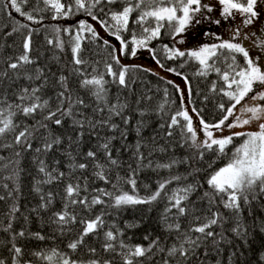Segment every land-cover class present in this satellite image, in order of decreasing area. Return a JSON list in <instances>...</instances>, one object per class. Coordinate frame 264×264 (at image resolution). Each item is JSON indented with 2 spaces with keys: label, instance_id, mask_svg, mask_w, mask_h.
Returning <instances> with one entry per match:
<instances>
[{
  "label": "trees",
  "instance_id": "obj_1",
  "mask_svg": "<svg viewBox=\"0 0 264 264\" xmlns=\"http://www.w3.org/2000/svg\"><path fill=\"white\" fill-rule=\"evenodd\" d=\"M8 2L9 0H0V73L7 72L8 74L7 77H0V97L6 96L9 102L19 103L16 96L21 88H32L44 84L38 95L41 100L48 99L54 109L57 103L56 93L62 90L59 77L63 75L67 77V84L73 97H80L86 104L90 105L86 109H81L85 115L93 119H100L101 117L93 112L96 102L90 91L80 86V82L84 77L78 75L74 70L77 67H82L86 74L95 75L99 72H105V63H113L114 68L118 69L119 66L115 65L110 56L113 48H116L115 42L120 45V42L111 34L115 31V22L111 20L110 10H122L124 6L122 0L114 5L101 4L93 9V13L98 16L99 20L113 25L111 30L101 27L98 21L92 20L91 16L83 10H74V14L68 17L58 16L53 19L54 10L46 8L42 0H39V3L38 0H26V2L18 0L22 11L32 14L38 21L33 22L16 13L10 6L5 8L4 5ZM61 2L68 5L73 0H61ZM37 8L40 11H35ZM101 8L103 11L100 10ZM9 12L11 15H9ZM138 15L139 11L133 12L127 30L120 32L122 38L129 42V50L133 35L142 38L147 35L143 32L144 26H156L155 20L151 18L143 26L140 23H133L132 21H135ZM82 20L92 25L99 38L92 37L86 31L80 33L81 52L79 55L87 63L83 66H77L73 63L72 48L76 42L75 36L78 34L79 22ZM20 25H27V27L20 28L18 32H13V29ZM57 28L60 29L59 32L56 31ZM64 29H68V31H64ZM29 32H31L29 56L34 63L23 65L17 70L9 69L8 64L16 62L17 58L24 54L23 41ZM8 33H12V35H7ZM221 36L225 38L230 35L221 31ZM104 40L109 41L108 46L103 44ZM49 41H52V43H49ZM174 41L171 29L168 28L165 22V27L160 29L159 37L148 43V48L153 50L151 51L152 57L155 55L163 64V68H174L180 73L179 76L187 79L189 100L191 102H189V105L188 102L183 103V110L188 111L195 123L198 121L197 116L209 124L219 121L225 114L220 110L219 105L224 104L227 108L232 102L223 95V91L228 90L225 81L215 70H209L207 75H199L198 73L202 70L201 65L187 56L172 60L167 59L164 46L167 45L169 48H173ZM147 62L152 63L150 57ZM229 63H231V60H226L222 56L217 60L215 67L220 68L221 72H229L231 75L232 71L228 67ZM236 63L238 66H242L243 57L238 56ZM121 64L125 66L134 65L123 64L122 62ZM37 68L43 70L44 75L40 80L29 81L24 78L26 74L35 76V69ZM93 68L97 70V73H93ZM143 69L147 68L141 67L132 70L129 67L130 88H120L116 83L107 85L111 103H115L116 97L119 96L122 101L126 100L129 104L124 112V115L130 118V123L127 126L123 124L120 117H113L112 119V122L119 125L121 130L127 129L126 140L120 138L119 131L111 132L105 127L97 128L95 133H91L85 127L79 145H69L68 137L70 136L72 140H76L79 131V129L69 127L71 124L69 120L65 121L62 128L52 125L55 133L62 136L63 143L48 153L37 154L33 150L24 151L14 143L15 132H9L4 137H0V197H4L0 199V259H4L6 264H12L10 249L13 243L24 250L22 258L24 261H31L32 264H47L46 261L38 260L32 253L39 251L49 253L53 248L61 252H69L67 245L75 240L83 230L84 225L81 221L95 219L97 215H103L104 228L98 235L86 237L84 246L78 249L77 252L71 253L73 258L84 261L96 258L110 260L112 264H123L121 256L117 254L121 251L118 245L115 253L103 250L104 232L108 230L114 232L117 229L121 230L123 236L119 239H123L129 245L147 246L150 240L159 237L161 245L165 248L174 243L179 246L180 241L176 238L178 234L166 232L163 227L161 217L165 208L169 206L164 194L151 205L139 204L121 208L110 207L109 205L113 203L112 199L103 197L107 202L106 204L95 205L88 209L80 204L72 205L68 203L65 187L69 183L73 185L78 183L81 187L79 196L74 197L75 199L87 197L90 201L92 196L98 194L94 191L95 189H105L117 195L120 192L132 194V186L126 183L132 170H137L134 178L137 181L136 194L140 197L151 195L157 190L158 183L163 180L171 179L174 176L186 177V179L168 184L164 191L170 193L172 189L187 184L200 185L190 197L189 206H191L192 201H196L195 207L199 211L195 215L201 217L211 215L207 212V202L198 198L203 195L204 191L209 190L206 183L209 176L229 162L238 144L234 141L226 149V154L218 156L215 151L198 149L193 146L190 134L186 132V121L182 117L177 118L179 120L178 125L169 129L168 124L171 122L172 116L182 110L180 93L173 85L167 83L168 79L166 77L154 71H144ZM105 79L112 81L113 78L105 75ZM180 83L185 86L184 80H180ZM213 85H215L214 89ZM138 100L139 103H137ZM193 109L196 111H193ZM141 112H143V115L140 114ZM103 115L107 117L108 113L105 111ZM14 119L20 125V128L16 130L18 132L25 124L32 125L36 120L42 119V116L37 113L35 119H33L18 114ZM194 122L193 124H195ZM138 124L141 125L139 135L136 131ZM251 126H246L242 130L247 132L251 130ZM41 131L43 132V130ZM169 131L172 133L171 136L167 135ZM220 134L222 137L227 136L228 131L224 132L222 130ZM112 136L116 137L112 141V157L119 162L118 166L109 164L102 150L97 152V161H93L86 156L87 151H97L98 145ZM138 141L142 144L140 152L145 157L143 161L145 166L139 169L137 168L138 160L134 155ZM42 143L43 141L38 137L33 142V149L40 147ZM9 144L12 147L2 146ZM201 151L204 152L203 159L199 158ZM17 152L21 153L19 157L16 156ZM67 152L72 153L75 163H86L88 167L85 170L70 169ZM37 160H44L48 171L58 168L59 171L65 173L64 177L53 183H44L43 181L47 180L48 177L38 171ZM173 160H186V162L174 164L171 168L156 167L158 164H168ZM57 161H59V164L56 163ZM96 162L104 165V172L110 183H105L95 176V172L99 170L95 167ZM149 162H151V166H147ZM9 177L11 178L9 179ZM118 177L121 179H118ZM85 186L87 187L86 191L83 190ZM36 188H39L40 191L37 192ZM49 193L52 196V203L47 208H41L40 205L48 199ZM42 196L44 200L41 199ZM217 202L219 210L226 217H229L224 228L231 229L234 226V218L231 213L223 208L222 204H219V198H217ZM261 202L264 203V199ZM66 203L68 204L67 211L76 217V222L70 223L61 231L60 227L52 222L53 214L64 210ZM14 205L19 209L16 212L12 211ZM213 210H216V208ZM257 215L264 219V213L258 212ZM242 217L245 223L251 226L252 220L248 216L247 210L242 213ZM179 222L182 229L187 230L192 222V217H181ZM9 223H11V229L5 231ZM126 225L138 226L126 227ZM215 230L220 231V228L217 227ZM20 231H24L25 236H16L13 239L14 234ZM37 232L46 238L44 240L32 238L30 234ZM146 235L149 240L144 239ZM225 235L232 240V244H222L223 251L219 255L212 251L209 244V255L206 258L203 255L205 249L201 248L197 250L199 259L192 257L185 262L182 258L177 257L171 259L170 264H178V261L180 264H201V261H203V264H216L217 260H220L221 264H230L229 256L234 251L236 256L233 257L231 264H256L258 256L264 251V234L256 229L255 239L250 240L249 244L236 238L231 231H226ZM90 247L96 249L95 257H92L88 252L87 249ZM165 256V253H157L151 260L144 259V264H163Z\"/></svg>",
  "mask_w": 264,
  "mask_h": 264
},
{
  "label": "snow or ice",
  "instance_id": "obj_2",
  "mask_svg": "<svg viewBox=\"0 0 264 264\" xmlns=\"http://www.w3.org/2000/svg\"><path fill=\"white\" fill-rule=\"evenodd\" d=\"M26 2V0H21ZM46 8L54 10L55 15L53 19L58 16L68 17L74 14L75 11L83 10L87 15L91 16L92 20L98 21L101 27L106 30H111L113 25L107 24L105 21L99 20L98 16L93 13V9L101 4L114 5L121 0H73L71 4H64L61 0H42ZM123 8L120 11H111V20L115 22V31L111 32L115 36V39L120 42L118 49L113 48L110 53L111 59L114 61L118 69L114 68L113 63H105V72L97 73V70L93 68L95 75L86 74L82 67L75 68V72L84 77L81 82V88L88 89L91 96L96 102V106L93 108V112L99 115L100 119H93L81 110L90 107L80 97H73L71 90L67 84V77L61 75L59 77V84L61 85V91L56 93V106L53 109L48 99L41 100L38 95L41 92L44 84L37 87H24L17 93V100L19 103L9 102L7 97H0V137H4L9 132H15L14 143L20 146L24 151L33 150L35 153H48L63 143L61 135L55 133L52 125L57 128H62L65 125V121H71L69 127L73 129H79L77 132L76 140H72L69 136V145H79L83 135L84 129L87 127L91 133H95L97 128H108L111 132H120V138L122 140L127 139V129L121 130L119 125L112 122L113 117H120L124 125L130 123V118L124 115L125 110L129 107L126 100L122 101L119 96L116 97V102L111 103L109 101V89L107 85L109 83H116L120 88H130L128 73L129 67L132 70L140 69L139 65L125 66L121 64L120 56L136 57L138 49L146 48L148 43L158 38L160 35V29L165 27V22L169 29L173 39L180 34L185 33L189 27L199 25L206 21L209 25L221 26L224 22L229 21L230 18L235 16L242 17L241 22L238 25L233 26L228 24L230 30V39H222L220 35L212 31H204L203 35L210 39H215L219 43L203 44L198 49L190 50L188 52L179 50L178 48H169L164 46L166 58L169 60L178 57H189L197 61L201 65V71L199 75H207L209 70H215L221 75L227 86V91H223V95L234 103L231 106L225 108L224 104H220L219 108L225 115L215 124H209L202 118L200 124L202 125V131L205 139L198 142L197 130L193 127L192 117L188 111L183 110V96H181L182 110L178 111L172 116L171 122L168 124V128L179 124L178 117H182L186 121V132L190 134V139L193 146L198 149H207L215 151L217 155L226 154V149L229 145L234 143V139L243 137L242 143L235 147L232 157L229 162L214 171L206 183L208 189L203 192V195L199 197V200L207 202V212L211 215H205L203 217L195 215L199 209L195 207L196 201L191 202L189 206L190 197L197 191L200 185L187 184L186 186H179L171 190L170 193H166L164 190L167 185L173 181H180L186 179V177L174 176L171 179L163 180L158 183L157 190L151 195L146 197H140L136 194V179L137 170H132L126 183L130 184L133 189V193L120 192V194H114L106 191L105 189H95L98 194L92 196L89 201L87 197L82 199H75L79 196L81 191L80 185L77 183L73 185L67 184L65 187L66 199L68 203L72 205L80 204L85 208L90 209L92 206L106 204L107 202L103 197H110L113 201L110 207L121 208L123 206H135L139 204H149L157 201L162 194H164L169 202V206L165 208L162 214L163 227L166 232L177 233V240L180 241L179 246L173 244L168 248H165L160 243V238L156 237L150 240L147 246L144 245H129L119 237L123 236V232L117 229L115 232L108 230L104 232L105 243L102 245L105 252H116L117 245L121 249L118 255L121 256L123 264H144V259L151 260L157 253H165V259L163 264H170L171 259L177 257L182 258L187 262L190 258L198 256V249L204 248L203 253L206 258L209 255V244L212 251L217 255L223 251L221 245L227 243L232 244V240L226 235V231H231L236 238L243 240L246 244H249L250 240L255 239V230L258 229L261 234H264V219L257 215L258 212L264 213V203L261 202L264 199V33H261L260 29L264 27V0H218L219 5L222 6L220 11V17L213 16L214 7L204 0H122ZM39 3V0H38ZM14 10L26 19L38 22L34 16L30 13L22 11L18 0H9L8 4L4 7ZM103 11V9H100ZM35 11H40L39 8ZM139 11V15L133 23H140L142 26L151 18L156 22L155 27L144 26L143 32L147 35L142 38H137L133 35L131 40V48L129 50V42L124 40L120 35L122 30H127L130 17L133 12ZM178 13H180L178 15ZM9 15L11 13L9 12ZM27 25H20L13 29V32L20 31V28H26ZM60 31L59 28L56 29ZM68 31V29H64ZM88 32L94 38H99L97 32L91 24L85 21L79 22L78 34L75 36V45L72 48L73 63L77 66H83L87 62L83 60L79 53L81 52V35L80 33ZM7 35H12L8 33ZM183 43V40L179 41ZM52 43V41H49ZM105 46L109 45V41L104 40ZM24 54L19 56L16 62L8 64V68L17 70L23 65H31L34 61L30 58L29 53L31 51V32L25 36L23 41ZM149 51H153L149 49ZM224 57L226 60L230 59L231 63L228 64L232 74L229 72H221L220 68L215 67L217 60L220 57ZM243 57V65H237V57ZM160 67H163L160 60L153 55L152 57ZM183 67V65H181ZM144 71H151V69H143ZM169 72H173L176 75H180L174 68L167 69ZM35 76L25 75V79L40 80L43 77V70L40 68L35 69ZM7 72L0 73V77H7ZM105 75L112 77V81L105 79ZM187 82V79L185 78ZM46 83V79H45ZM168 84L173 85L177 92H182V89L176 85L172 80L167 81ZM215 85H213V89ZM242 101L244 103L242 104ZM248 101L257 102L249 103ZM140 101L138 100L137 103ZM189 102H191L189 100ZM237 105H240L239 112L243 115H234L237 110ZM105 111L108 113L107 117H104ZM193 111H196L193 109ZM39 113L42 119L36 120L34 124L27 125L19 130L20 125L15 122V117L23 115L26 118L35 119L36 114ZM143 115V112L140 113ZM82 117V118H81ZM230 117H234L235 122H228ZM227 122V123H226ZM255 123L258 127V131H233L231 135L224 137H216L213 133V129L222 131L223 128L236 129L243 128L246 125ZM163 127V125H161ZM141 125H137V135L140 133ZM43 130V132L41 131ZM167 135L171 136L169 131ZM39 137L43 141L40 147L33 149V142ZM116 139L115 136L107 138L103 143L99 144L97 151L89 150L86 156L93 161H97V152L103 151L106 160L111 165L118 166V161L112 157V141ZM3 147H12L9 145H2ZM142 144L138 141L136 144V152L134 155L138 160L137 168L143 167V161L145 159L140 148ZM163 150V149H161ZM20 152L16 153V156H20ZM69 157V168L72 170L80 169L85 170L88 165L86 163H75V158L71 152L66 153ZM204 152L199 153V158L203 159ZM38 171L48 177L44 183H53L64 177L65 173L59 171L58 168H53L51 171L47 170V165L44 160H37ZM185 161L173 160L168 164H158L157 168H171L174 164L183 163ZM18 163V161H17ZM59 164V161L56 162ZM7 167V165H5ZM151 166V162L149 165ZM95 167L99 169L95 172V176L104 181L110 183L108 176L104 172V165L96 162ZM197 171V170H194ZM15 175V173H14ZM11 177H9L10 179ZM118 179H121L118 177ZM6 187V185H5ZM115 187V185H114ZM39 192V188L35 189ZM83 190H87V187ZM4 197H0L3 199ZM217 198H219V204H222L223 208L231 213L234 218V226L231 229H225L224 225L228 222L229 217H226L223 212L219 210ZM44 200V197H41ZM52 203L51 193L48 194V199L40 205L41 208H47ZM68 204H65L64 210L54 213L53 223L60 227V230L76 222V217L71 215L67 211ZM216 208V210H213ZM17 206H13L12 211H18ZM173 210H175L173 212ZM247 210L248 216L252 220L251 226L245 223L242 213ZM191 216L192 222L187 230H183L181 227L180 218ZM81 223L84 225L83 230L79 236L71 241L67 248L69 252H61L58 249H51L49 253L44 251L33 252L32 255L38 260L46 261L47 264H112L110 260H99L96 258L88 259L87 261L81 259H75L71 253L77 252L78 249L84 246L85 238L90 235H98L104 228L105 221L103 215H97L95 219L83 220ZM138 225H126V227H137ZM219 227L220 231L215 229ZM11 229V223L5 231ZM196 234V235H193ZM32 238L36 240H44L46 237L39 232L31 233ZM16 236L24 237L25 232L20 231L14 234L13 239ZM145 240H149L146 235ZM88 252L92 257L96 256L95 248H88ZM12 253V264H32L31 261H24V250L12 244L10 249ZM242 255V253H241ZM236 256L234 251L229 256V262L231 264L233 257ZM143 258V259H142ZM0 264H6L4 259H0ZM178 264L180 262L178 261ZM203 264V261H201ZM216 264H221L220 260H217ZM256 264H264V251L260 253L257 258Z\"/></svg>",
  "mask_w": 264,
  "mask_h": 264
},
{
  "label": "rangeland",
  "instance_id": "obj_3",
  "mask_svg": "<svg viewBox=\"0 0 264 264\" xmlns=\"http://www.w3.org/2000/svg\"><path fill=\"white\" fill-rule=\"evenodd\" d=\"M204 2H208V3L212 4V6L214 7V12H213L214 17L221 18L219 14H220L222 6L219 5L218 0H204ZM179 14L180 13H178V15ZM241 20H242V17L237 15L235 17L230 18L229 21L224 22L219 27L216 25H209L206 21L202 22L199 25H194L192 27H189V29L185 33L180 34L179 36H177L175 38L174 47L178 48L179 50L188 52L190 50L198 49L203 44L219 43V41H216L215 39H210L209 37L204 36L203 32L204 31H212V32H215L221 36V31H222L223 33L230 35V30H229L228 24L231 23L233 26H235V25H238L241 22ZM260 31H261V33H264V27H262L260 29ZM221 38L227 40V39H230V36H226L225 38L221 36ZM180 40H183L184 42L180 43L179 42ZM115 44H116V48L118 49L120 47V45L117 42H115ZM149 57L151 58V61H152L151 64H149L147 62ZM119 59L123 64L139 65L141 67L151 69V71H154V72L166 77L168 80H172L176 85H178L182 89V92H179V93H180V97L183 96V103L186 104V102H188V105H189V89H188L187 82L185 81V78L182 76H178L173 72H169V71H167V69H165L163 67H160V65L157 64L154 61V59L152 58L151 52L149 51V48H148V45L146 48L138 49L136 57L120 56ZM180 80L185 81V83H184L185 86L181 85ZM248 102L249 103H257V102H252V101H248ZM232 103H234V102L232 101L230 103V106ZM243 103H244V101H242V104ZM239 108H240V105H237V110L235 111L234 115H243L242 113L239 112ZM197 119H198L197 123H195L192 120L195 123V124H193V127H194V129L197 130L198 142H201L205 139V137H204V133L202 131V125L200 124V119L198 118V116H197ZM217 122H215V123H217ZM228 122L234 123L235 122L234 117H230ZM215 123H212V124H215ZM250 125H252L250 128L251 130H248V131H258L259 130L255 123L250 124ZM246 126H249V125H246ZM246 126H244V127H246ZM244 127L243 128H236V129L223 128V131L224 132L228 131V135H231L233 131H241L242 129H244ZM212 131L216 137H222L220 134L221 131H217L215 129H213ZM234 141L239 146L243 141V137L235 138ZM236 147H237V145H236Z\"/></svg>",
  "mask_w": 264,
  "mask_h": 264
}]
</instances>
